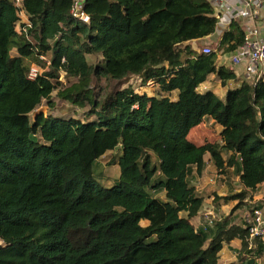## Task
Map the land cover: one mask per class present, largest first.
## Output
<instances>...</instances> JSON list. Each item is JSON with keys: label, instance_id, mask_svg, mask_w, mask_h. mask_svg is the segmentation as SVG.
Listing matches in <instances>:
<instances>
[{"label": "trees", "instance_id": "1", "mask_svg": "<svg viewBox=\"0 0 264 264\" xmlns=\"http://www.w3.org/2000/svg\"><path fill=\"white\" fill-rule=\"evenodd\" d=\"M18 1L0 0V264H217L234 238L241 248L229 264H260L264 238L253 250L244 218L204 230L190 222L203 202L191 179L206 155L238 175V206L264 181V76L223 99L198 91L211 74L222 86L235 79L218 55L242 45L240 24L204 54L189 42L215 31L208 0H84L88 23L71 15L73 0ZM32 64L46 69L31 79ZM60 72L74 80L64 89ZM132 77L159 93L118 86ZM102 80L115 84L106 92ZM57 90L90 118L31 120ZM207 117L221 126L219 144L188 139ZM117 147L118 179L101 186L93 166Z\"/></svg>", "mask_w": 264, "mask_h": 264}, {"label": "rangeland", "instance_id": "2", "mask_svg": "<svg viewBox=\"0 0 264 264\" xmlns=\"http://www.w3.org/2000/svg\"><path fill=\"white\" fill-rule=\"evenodd\" d=\"M212 45H215V44H212ZM200 49H201V47H198V50H200ZM15 54H16V51L14 49L11 50V55H15ZM45 57H46V59H49L50 54H47ZM86 58H87L88 63L92 64V65L100 64L102 62L101 56L97 55V54H95V55L88 54L86 56ZM37 65L32 64V67H33V69H35L39 73H41L42 71H44L46 69V68L41 67L40 65H38V66ZM47 66H48V62H46V67ZM58 82H60L63 85L61 89H64V88L68 87L72 82H74V80L71 77H68L67 75H65L64 73H60ZM153 83L154 82L150 81L147 83L146 86L141 87V86H139L140 80L136 77H132L127 83L119 84L118 86L119 87L131 86V87H134L135 91L138 93H146L148 95H155L156 93H159V91H158L159 89ZM96 84H97V86H99V85L103 86V88L106 90V92H108L109 90H111V87L115 83L105 82L104 80H102L101 83L98 84L96 82ZM60 90L54 91L52 93L51 100H50L52 102V105H49V103H47L46 101H43L41 103V105H39L36 108L35 111H33L32 113L29 114L30 119L32 120L34 118L35 114L38 112H42L43 114H50V115L68 114V115H71L73 117H77L80 119L90 118V116L86 113L88 110L87 107L76 106V105H73L66 100L59 99V97L57 96V92H59ZM220 131H221L220 125L215 123L211 118L207 117L204 119V121L201 124L192 128L189 131L188 139L190 141L196 143V144H199V145L206 143V142L219 144L221 142ZM120 152H121L120 148L118 149V147H117L116 149H114L112 151H107L100 159H98L95 162V164L93 166V174L101 186L110 187L116 183L118 175H119V171H118L119 169L115 165L116 163L114 161H116ZM227 158L228 157H226V159ZM233 175H235L233 169L229 170V169H226V167H225L222 170L221 169L219 170L217 168L212 167L210 164L207 165L206 170H204V173L202 174V177L204 178L205 183L203 182V180L202 181L200 180V183L198 184V186H200V188H201V192L205 191V193L207 194V199L213 197V199H211L205 205H209L212 207L215 206V208H216L217 204H220L222 202V203H224V204L226 203L228 206H230V202H229L231 200L230 197H232L234 195H229L230 197L219 196L218 190L220 187L223 189L230 188L231 193H233L234 189L235 190L239 189L238 185L236 184V181L234 180ZM208 177H211L210 182H215L213 186H212V184L207 183ZM193 182L197 183L196 181H193ZM228 186H230V187H228ZM236 193H237V191H235L234 194H236ZM159 196H163V193L160 192ZM218 201H220V202L217 203ZM239 205H241V206H238V205H237V207L235 206L233 211H234V213H236V218H237L238 222L239 221L242 222V217L244 218V212L246 211L243 208L245 203H240ZM229 209L230 208L226 209V211L228 212ZM216 211L218 212V213H216L218 216H221L224 214L223 211L222 212L220 210H216ZM181 215L185 216L184 213H181ZM240 215H241V217H240ZM141 223L143 225L147 224L146 221H142ZM237 242H238V240L234 239L230 243L225 245V247H226L225 248V253H226L225 258H228V259L225 261L224 264H229L227 262H229L231 260H236L237 252L235 250H238L237 245H236ZM239 244H241V243H239ZM259 256H260L259 257V259H260L259 263L264 264V250L263 249H262L261 254ZM237 261H238V257H237ZM217 263H218V260H217Z\"/></svg>", "mask_w": 264, "mask_h": 264}, {"label": "crops", "instance_id": "3", "mask_svg": "<svg viewBox=\"0 0 264 264\" xmlns=\"http://www.w3.org/2000/svg\"><path fill=\"white\" fill-rule=\"evenodd\" d=\"M79 1L83 2L84 0H79ZM208 1L212 4L214 12H215V16L217 18L215 31L206 37L190 41L189 43L191 44L192 48L198 49V47L210 46L212 44H216L220 40L222 33L225 31V29L228 28V26L230 25V23L232 21H237L240 24V26L242 27V29L244 30V32H247V31L251 30L252 28L256 27L260 30V35L263 36V33H264V10L263 9L258 10L257 13L254 15L253 14V10H254L253 7L252 6H246L242 0H221L219 2H214L213 0H208ZM20 18H21V22H23L25 24L27 22H29L26 14L24 12L20 13ZM234 53L219 54L218 55V64L226 65L227 67L231 68L235 72V79L228 81L226 83V85L222 86L220 84L219 80H217V78L211 74L208 76V78L205 82H203L202 84L199 85L198 91L204 92V91L211 90L218 97L223 99L225 94H226V91L228 89H234V88H237L238 86H240V84L246 79L245 78V72H244V62H242L239 65L232 67L230 59ZM259 72L262 76H264V65L261 66V68L259 69ZM153 84H155V82ZM155 86H157V85L155 84ZM176 95H177L176 92L172 93L173 100L176 99ZM223 157L226 158L227 153L224 154ZM209 164L212 167L216 168L212 164L210 157L208 155H206L205 156V167H204L203 171L199 175L195 174V176L191 179V185L195 188L196 193H198L203 198L202 206H201L199 212L194 217H192L190 219L191 224L195 227L196 230L203 229V224L207 218H213V220L218 221V220H221L222 218L230 216V217L234 218L233 219L234 221L238 222V220L236 218V213H234V211H233L234 207L235 206L237 207V204L239 203L238 199L236 198V194L242 188V186L239 183L238 175L235 174L233 176H234V180L236 181V184L238 185L239 189H237V190L234 189L233 193H231L230 188L223 189L220 187L218 190L219 196L230 197L229 195H234V196L230 197V199H231L229 201L230 206H228L226 203L224 204L222 202L220 204H217L216 208H215V206L212 207L209 205H205L207 202H209L211 199H213V197L207 199V194L205 193V191L201 192V188H200V186H198V184L200 183V180L201 181L203 180V182H204V178L202 177V174L204 173V170H206V167ZM115 165L118 167L117 164H115ZM226 169L232 170L233 168L232 167H226ZM193 181H196L197 183H194ZM210 181H211V177H208L207 183L212 184V186H213L215 182H210ZM228 187H230V186H228ZM235 191H237L236 194H234ZM163 196H160V197H163ZM263 199H264V181L261 184H259L254 190H252V191L249 190L248 195L244 199L245 205L243 206V208L246 210L244 212V216L247 214V212H249L250 207L254 203L259 202ZM220 201H218L217 203H219ZM228 208H230V209L227 212L226 209H228ZM216 210H220L221 212L223 211L224 214L221 216H218L216 214V213H218ZM240 217H241V215H240ZM146 223H148V222L146 221ZM234 239H236V238H234ZM234 239H231L228 242L223 243V246L218 253V259H217L218 263L217 264H220V263L224 264L225 261L228 259V258H225L226 257L225 245L230 243ZM249 240L251 241L250 247H252V249L255 250V247H256L255 243H253L252 239H249ZM239 243H241L240 240H238V242L236 243L237 249H238V250H235L237 252L236 260H231L227 263L237 262V257L239 255V249L241 248V244H239ZM256 260H258V262H260L259 257Z\"/></svg>", "mask_w": 264, "mask_h": 264}, {"label": "built area", "instance_id": "4", "mask_svg": "<svg viewBox=\"0 0 264 264\" xmlns=\"http://www.w3.org/2000/svg\"><path fill=\"white\" fill-rule=\"evenodd\" d=\"M219 2L221 0H213ZM246 6L253 7V14L255 15L258 10H264V0H242ZM18 3L19 1L16 0ZM84 2V1H83ZM83 2L79 0H73L70 13L73 17L78 20L88 23L89 17L81 11ZM28 25V22L26 23ZM16 30L20 32L19 25ZM201 51L204 54H208L212 51L209 46H203ZM231 65L236 66L244 62L245 78L248 80H255L262 76L259 72L261 66L264 65V33L260 35V30L256 27L245 32L242 45L235 51L231 56ZM39 72H37L31 66L29 72V78H34ZM64 73L65 72H60ZM257 203V202H256ZM254 203L253 207L244 216L245 225L249 233V237L253 238H264V199L260 201L259 205ZM214 224L213 218H207L203 224L205 229L207 226Z\"/></svg>", "mask_w": 264, "mask_h": 264}]
</instances>
